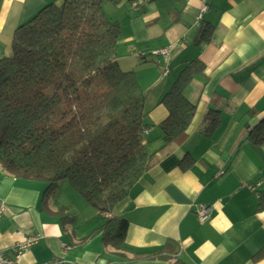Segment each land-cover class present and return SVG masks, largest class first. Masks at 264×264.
Returning a JSON list of instances; mask_svg holds the SVG:
<instances>
[{"label":"crops","instance_id":"obj_1","mask_svg":"<svg viewBox=\"0 0 264 264\" xmlns=\"http://www.w3.org/2000/svg\"><path fill=\"white\" fill-rule=\"evenodd\" d=\"M62 1L0 0V60L12 55L21 25ZM115 9L120 65L147 94L151 153L164 144L162 98L188 64H204L185 91L197 105L188 136L165 148L115 208L129 222L118 251L99 232L103 215L69 208L65 222L43 205L46 182L0 167V252L18 264H264V144L247 138L264 118V0H125ZM214 116L220 124L209 132ZM200 205L209 208L205 222ZM32 237L39 241L17 259Z\"/></svg>","mask_w":264,"mask_h":264},{"label":"trees","instance_id":"obj_2","mask_svg":"<svg viewBox=\"0 0 264 264\" xmlns=\"http://www.w3.org/2000/svg\"><path fill=\"white\" fill-rule=\"evenodd\" d=\"M123 1L47 4L16 30L12 55L0 60V167L18 179L46 182L43 205L54 204L65 222L74 217L57 195L69 182L106 218L99 232L117 251L129 222L114 210L159 163V154L188 136L197 105L185 91L204 69L192 61L162 98L169 113L157 126L164 144L151 153L147 94L135 72L122 69L121 25L103 8ZM210 120L213 132L220 119ZM247 138L264 144V118Z\"/></svg>","mask_w":264,"mask_h":264},{"label":"rangeland","instance_id":"obj_3","mask_svg":"<svg viewBox=\"0 0 264 264\" xmlns=\"http://www.w3.org/2000/svg\"><path fill=\"white\" fill-rule=\"evenodd\" d=\"M129 2V1H128ZM121 5H114L112 3H108L106 2L103 6L104 8V12L106 14V16L108 18H110L111 20H116L117 18V10L115 8H118L120 7ZM115 9V10H114ZM113 16V17H112ZM130 70H133V69H130ZM172 79V78H171ZM170 79V80H171ZM174 82H172L173 84ZM142 84V83H141ZM143 85V84H142ZM141 86V85H140ZM172 87V86H171ZM143 90V88H142ZM168 92V91H167ZM166 92V93H167ZM48 184H46V188H47ZM46 190V189H45ZM57 200L65 205V206H69L70 209H72L73 212L77 213V215L79 216H83L84 213L87 214L88 211L91 213H93L94 211V208L92 206H90L89 204H87L88 206H86L85 204V200L84 198L78 194V192H76L73 187L71 186V184L69 182H64L63 183V186L61 187V190L60 192L58 193L57 195ZM88 209V211H85L84 209ZM88 207V208H87Z\"/></svg>","mask_w":264,"mask_h":264},{"label":"built area","instance_id":"obj_4","mask_svg":"<svg viewBox=\"0 0 264 264\" xmlns=\"http://www.w3.org/2000/svg\"><path fill=\"white\" fill-rule=\"evenodd\" d=\"M158 55H167L165 50H161L158 52ZM196 214L198 215L201 222H205L209 218V208L206 205H200L196 208ZM39 241V237H32L30 238L24 245H21L17 249V256L16 258H19V255L23 250H25L28 246L37 243ZM0 264H18L17 260L9 259L5 255H3L0 252ZM46 264H63V261L61 259L55 258L49 263Z\"/></svg>","mask_w":264,"mask_h":264}]
</instances>
